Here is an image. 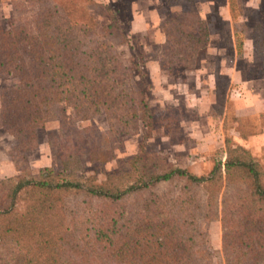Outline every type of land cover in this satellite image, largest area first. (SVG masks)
I'll list each match as a JSON object with an SVG mask.
<instances>
[{
	"label": "trees",
	"instance_id": "1",
	"mask_svg": "<svg viewBox=\"0 0 264 264\" xmlns=\"http://www.w3.org/2000/svg\"><path fill=\"white\" fill-rule=\"evenodd\" d=\"M21 1L30 21L0 20V77L16 80L0 87V131L16 142L17 171L0 179V264H211L204 225L213 221L225 264H264V167L250 149L227 138L226 161L202 175L147 151L152 80L119 51L134 39L118 12L96 0ZM165 1L182 7L163 25L168 62L191 68L209 44L206 0ZM254 42L264 80V38ZM61 104L73 110L68 133L49 140L61 170L35 173L27 155L63 118ZM100 114L105 132L79 126ZM139 127V151L115 172L103 181L84 173L86 159L114 160L117 139Z\"/></svg>",
	"mask_w": 264,
	"mask_h": 264
},
{
	"label": "rangeland",
	"instance_id": "2",
	"mask_svg": "<svg viewBox=\"0 0 264 264\" xmlns=\"http://www.w3.org/2000/svg\"><path fill=\"white\" fill-rule=\"evenodd\" d=\"M96 1L102 6L111 8L112 11H117L119 20L126 23L123 25L124 29L128 28L133 0ZM181 2L184 3V0ZM22 3L21 0H1L0 20L6 27L19 21H30V10ZM153 4L155 10L153 14L159 13L158 24L153 25L145 33L132 34L134 41L131 46H119V51L124 53L126 59L143 63L149 77H153L151 90L153 92L154 89V94H152L151 103L155 133L145 141L146 149L164 155L170 162L184 166L192 173L206 174L216 162L223 164L226 161L227 138H232V143L236 145L239 142L236 137L244 143L264 131V112L256 113L251 110L258 99L264 98L261 60L254 42L257 37L264 38V0H206L200 3L199 9L207 21L209 36H215V40L222 48L224 46L227 53L225 58L222 57V66L224 64L226 69H229L234 65L231 73L236 71L237 66L241 73L239 77L241 81L236 83V87L232 86L230 92H227L228 81L224 76L217 77L219 87L216 92L214 90L215 74L212 72L218 74L220 58L214 53L212 56L209 52L217 50L216 42L212 44L211 49L205 48L199 53L196 63L191 68L168 62V42L163 25L170 19L179 18L182 7L168 6L165 0H153ZM102 12H105L104 9H98L97 16L104 21L106 18L102 16ZM231 53L232 57L228 56ZM209 61L212 66L215 65L212 70L206 65ZM253 81L256 83L251 85ZM15 82V79L0 77V87L11 86ZM182 90H188V96L184 95ZM204 90L215 92L211 96L214 105L208 114L202 112L208 101V97L205 98L202 94ZM227 94L230 103H227ZM239 100L242 101L244 117H235L233 104ZM61 109L63 118L47 124L46 130L41 133L39 148L27 155L28 165L35 173L45 167H52L56 171L61 170L60 156L49 145V140L60 129L68 133L73 124V110L66 104H61ZM225 112L227 132L224 135L223 115ZM78 124L82 127L92 126L99 133L105 132L108 128L104 114ZM140 130L139 127L136 133L123 135L117 139L114 146L116 155L114 160L106 164H98L86 159L84 173L95 176L98 181L106 179L109 174L117 170L118 160L130 158L139 151L145 135ZM15 145L14 138L1 130L0 179L14 176L17 173L12 161L16 156ZM252 154H255L254 156L264 167V146L262 150L258 152L255 150ZM7 163L13 164L14 169L11 170V166L9 168ZM244 226L251 229L259 228L258 225L249 222ZM204 229L209 235L212 252L211 264H225L222 252L223 227L221 222L205 223Z\"/></svg>",
	"mask_w": 264,
	"mask_h": 264
},
{
	"label": "crops",
	"instance_id": "3",
	"mask_svg": "<svg viewBox=\"0 0 264 264\" xmlns=\"http://www.w3.org/2000/svg\"><path fill=\"white\" fill-rule=\"evenodd\" d=\"M131 11H132V15H131V19H130L129 24H128V30L130 31L131 34L145 33L147 30L152 28L153 25L158 24L157 22L160 19L159 13L156 15L153 14L155 11L153 0H133L132 4H131ZM233 37H235V36H233ZM232 41L234 42L235 40H232ZM215 42L218 44L217 50L214 52L210 50V52H209V53H211L212 56L214 54H216L220 58V61H219V67L220 68H219L218 74H216L215 72H212L213 74H215L214 90L216 92L217 87H219L217 77L218 76L219 77L224 76L225 78H227V81H228L227 82L228 83L227 84V86H228L227 92H230V89L232 88V86L236 87V83L241 81V80H239V77H241V73H240V71H238L237 66L235 68L236 71L233 73H231V69L234 65H232V67L229 69H226V66L224 64L222 66V64H221L222 57L225 58L227 56V53L225 52L224 46L222 48L220 46V43L215 40V36H209V44L206 48L211 49L212 44H216ZM235 55H237V52H235ZM228 56L232 57V53ZM206 65L211 70H212V68L215 67V65L214 66L211 65L210 61L207 62ZM152 78H151V80H152ZM251 83H252L251 85H253L256 82L253 81ZM213 91L210 92L209 90H204L202 92V94L205 96V98H206V96L208 97V101H207V103H205L204 110L202 111V112H205L207 114L212 110V107L214 105L213 101L211 99V96L215 94V92H213ZM182 92H184V95L188 96V90H186V91L182 90ZM185 93H187V94H185ZM153 94H154V89H153ZM228 96L229 95L227 94V96H226L227 103H230L231 101H229ZM241 102L242 101L239 100V101H235V103L233 104L234 111H235V117H244V115H242L243 111H242ZM251 110H253V112H256V113L264 112V98H261V100L258 99L254 103V105L251 107ZM225 111H227L226 108H225ZM225 116H226V112L223 115V134L224 135L227 132L226 124H225V121H226ZM236 139H237V141H239L238 143L245 145V147L250 149L252 152H255V150L258 152V151L262 150V147L264 146V131L261 132L260 134H258L257 136L250 138L249 141H244V143L242 141H240L239 137H236ZM8 165H9V168L11 166V168H10L11 170L14 169V167L12 166L13 164H8Z\"/></svg>",
	"mask_w": 264,
	"mask_h": 264
}]
</instances>
